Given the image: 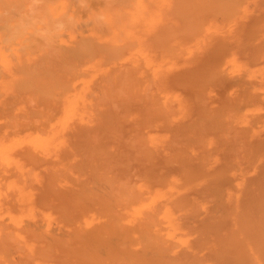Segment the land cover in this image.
Masks as SVG:
<instances>
[{"label":"bare ground","instance_id":"bare-ground-1","mask_svg":"<svg viewBox=\"0 0 264 264\" xmlns=\"http://www.w3.org/2000/svg\"><path fill=\"white\" fill-rule=\"evenodd\" d=\"M0 264H264V0H0Z\"/></svg>","mask_w":264,"mask_h":264},{"label":"rangeland","instance_id":"rangeland-1","mask_svg":"<svg viewBox=\"0 0 264 264\" xmlns=\"http://www.w3.org/2000/svg\"><path fill=\"white\" fill-rule=\"evenodd\" d=\"M3 120H4V118H3ZM3 122V121H2Z\"/></svg>","mask_w":264,"mask_h":264}]
</instances>
